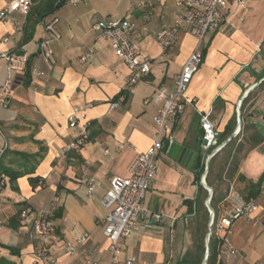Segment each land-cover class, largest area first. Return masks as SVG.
<instances>
[{
  "label": "crops",
  "instance_id": "obj_1",
  "mask_svg": "<svg viewBox=\"0 0 264 264\" xmlns=\"http://www.w3.org/2000/svg\"><path fill=\"white\" fill-rule=\"evenodd\" d=\"M13 1L0 0V12ZM32 1L28 15L15 11L0 22V89L7 88L6 101L0 102V178H7L5 186H0V264H83L78 255L64 253L68 243L80 252L93 253L99 264H108L111 253L101 198L114 177L129 176L132 163L155 141L154 117L159 106L146 100L163 86L174 92L175 78L197 41L187 29L168 53L157 41L158 33L180 14L178 2L184 0L155 2L148 18L141 8L146 0ZM243 1H228L225 20L208 38L204 63L187 91L194 101L173 122L175 142L199 156L190 169L168 155L171 146L164 143L160 171L144 206L150 214H163L165 220H141L123 243L138 264H201L204 260L209 193L202 177L214 148L203 149L199 140L203 115L210 117L221 144L237 134L231 146L212 158L209 181L219 221L227 210L251 201L259 207L254 216L264 219V136L256 128V123L264 124V83L252 90L264 77V0ZM52 18L58 20L59 40L44 25ZM121 18L136 24L134 38L142 54L151 59V71L115 107L130 69L94 26ZM43 41H49L54 51L51 68L41 56ZM19 51H25L31 68L38 67L45 77L25 84V73L14 71L5 58ZM83 56L86 61L81 60ZM86 104L92 107L79 118L80 125L89 124L90 138L63 158L62 150L79 134V128L69 126V117L75 107ZM3 170L22 176L11 178ZM84 176L95 181L93 194L83 184ZM255 184L261 190L253 199L249 195L256 192L251 188ZM50 206L57 211L46 246L55 263L38 260L40 241L28 236L35 213ZM26 207L32 212L22 218ZM78 234H86L87 240L79 244ZM215 234L219 238L217 264H264L260 224L246 218L234 223L232 241L239 251L234 256L220 254L223 232L216 227Z\"/></svg>",
  "mask_w": 264,
  "mask_h": 264
},
{
  "label": "built area",
  "instance_id": "obj_2",
  "mask_svg": "<svg viewBox=\"0 0 264 264\" xmlns=\"http://www.w3.org/2000/svg\"><path fill=\"white\" fill-rule=\"evenodd\" d=\"M160 0H146L141 3V8L145 11V17L148 18L154 7L155 2ZM229 0H184L179 1L178 6L181 8L180 14L174 19L169 27L163 29L157 35V41L165 53L173 50L180 40V34L184 29L189 30L194 36L197 45L190 54V57L183 66V69L175 78L174 92L163 86L160 87L155 95L146 100V104L154 103L159 106V110L154 117L156 126V139L151 147L135 159L129 168L128 177H114L111 186L102 199V205L106 210L104 223V234L109 241V251L111 260L108 264H138V258L127 254L123 248V243L134 234L136 226L141 220H149L152 223H160L165 220L163 214H150L147 212L144 202L151 184L159 174V156L164 148V143L168 142L171 146L175 143L173 132V122L181 115L188 105L194 100L187 96L189 86H191L194 76L197 74L204 63V47L210 35L220 29L225 20V10ZM241 1L243 0H238ZM33 6L32 0H14L9 8L0 12V22L4 21L12 12L19 11L28 15ZM58 20L52 18L51 21L44 22L45 28L51 33L54 40L60 39L56 25ZM94 29L99 31L103 38L108 40L118 58L123 61L130 69V76L125 91L114 102V106L126 100V91L136 86L151 71V59L145 57L140 49L138 41L134 38L136 24L129 18H121L109 23H98ZM9 41L8 38L3 40L4 43ZM41 56L45 64L51 68L55 63L54 51L49 41L41 42ZM6 60L11 63L14 71L25 73L27 70V57H20L17 54L5 56ZM82 61L87 57L83 56ZM46 73L38 67L31 70L32 81L45 77ZM13 81L10 82L12 84ZM7 88L0 89V102L6 101ZM241 103L239 104L240 107ZM92 107V104H86L83 108L75 107L69 117V126L79 128V134L66 146L61 157L66 158L76 149L82 148L90 138L89 124L87 122L80 125L79 114L83 110ZM240 124V122H239ZM201 125L205 131L203 149L210 150L214 142L217 141L218 134L215 132L212 122L208 115L201 117ZM109 154V151H106ZM7 178L0 179V186H5ZM82 182L88 187L89 194L95 192L96 183L93 179L84 176ZM204 182V178L202 179ZM2 200L0 197V206ZM256 201L242 202L232 209L227 210L225 215L216 224L217 230L222 231L221 249L222 256H234L239 251L232 241L233 225L236 221L246 218L249 222L260 224L264 229V219L257 218L254 214L258 210ZM56 206L39 210L35 213L32 224V230L28 234L29 238L34 241H40L36 250L38 260L55 263L54 258L49 257L46 242L52 237L55 226ZM32 210L26 207L21 211V217L26 218ZM215 221V219H214ZM213 222V221H212ZM214 225V222L212 223ZM3 223L0 222V229ZM213 234V232H212ZM211 234V235H212ZM76 240L79 244L87 240L86 234H78ZM64 253L71 256L78 255L83 264H99L94 258V254L84 251L80 252L72 243H68Z\"/></svg>",
  "mask_w": 264,
  "mask_h": 264
},
{
  "label": "water",
  "instance_id": "obj_3",
  "mask_svg": "<svg viewBox=\"0 0 264 264\" xmlns=\"http://www.w3.org/2000/svg\"><path fill=\"white\" fill-rule=\"evenodd\" d=\"M18 56L23 57L25 56V51H19L17 53ZM262 83H264V77H262L258 83L254 84V87L252 88L255 89L258 86H260ZM256 128L259 130V132L261 133V135L264 136V124L261 123H256ZM237 134H232L231 138L227 141H225L222 144H219L218 141L214 142L213 144V152L211 153V155L208 157L207 159V168L205 171L204 176L202 177V179L204 178V182H202V184L204 185V187L208 190L209 193V197L207 199L206 202V206L207 208H209V213H210V222H209V233L206 236V252H205V257L204 260L201 264H207L209 262V256H210V238H211V234L213 232V225H212V221H214L215 219V211L213 209V207L211 206V201L214 195V190L212 187H210L209 185H207L206 183V177L209 171V167L210 166V162L212 160V158L217 155L220 151H222L225 147H227L231 141L236 137ZM204 136H205V131L204 129L201 127L199 129V140L203 143L206 144L207 142L204 140ZM198 152H195L194 150H191L190 148L184 147L183 145H181L180 143H173L170 147L169 150V154L172 158H174L176 161L182 163L183 165L189 167L190 169L193 167L196 159L198 158L199 154H197Z\"/></svg>",
  "mask_w": 264,
  "mask_h": 264
},
{
  "label": "trees",
  "instance_id": "obj_4",
  "mask_svg": "<svg viewBox=\"0 0 264 264\" xmlns=\"http://www.w3.org/2000/svg\"><path fill=\"white\" fill-rule=\"evenodd\" d=\"M26 65H27V70H26V72L24 74V78H25L24 82H25V84L28 85V84L31 83V79H32V76H31L32 64H31V60L29 58H28V62H27ZM218 143L221 144V141L219 140ZM232 144H233V140L231 141V143L228 146H231ZM0 162H1V159H0ZM212 163H213V159L211 160V163H210V166H209V172H208L207 177H206V180H207V182H208L210 187H212V182L209 181L210 180L209 175L212 172ZM3 173L4 174L6 173V175L11 177V178H17L19 176H22V174L20 172H15L13 170H3ZM2 178H4V177H2ZM199 178H200V175H199ZM251 188L253 190H256V192H254V193L252 192L253 194L249 195V197L254 199V198H256V195H258L260 193L261 187H260V184H255ZM211 206L213 207V209L215 211V221H213L214 222V225H213L214 232H213V234L211 235V238H210V256H209V262L207 264H217V245H218V242H219L218 241L219 238L217 236H215L216 235L215 234V228H216V224L219 221V214H218V210L216 208L215 196L212 198ZM205 212H206V219H207V222H208L209 218H210V213H209L207 207H205ZM202 250H203V253H204V257H205V251H206L205 245L203 246Z\"/></svg>",
  "mask_w": 264,
  "mask_h": 264
},
{
  "label": "rangeland",
  "instance_id": "obj_5",
  "mask_svg": "<svg viewBox=\"0 0 264 264\" xmlns=\"http://www.w3.org/2000/svg\"><path fill=\"white\" fill-rule=\"evenodd\" d=\"M209 222H210V218H209V221L207 222V226H206V234H205V237H204V240H203V243H204V245H205V239H206V236H207V234L209 233Z\"/></svg>",
  "mask_w": 264,
  "mask_h": 264
}]
</instances>
